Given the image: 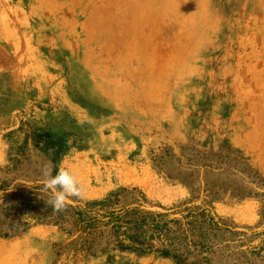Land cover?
<instances>
[{"label":"rangeland","instance_id":"1","mask_svg":"<svg viewBox=\"0 0 264 264\" xmlns=\"http://www.w3.org/2000/svg\"><path fill=\"white\" fill-rule=\"evenodd\" d=\"M0 264H264V0H0Z\"/></svg>","mask_w":264,"mask_h":264},{"label":"clouds","instance_id":"2","mask_svg":"<svg viewBox=\"0 0 264 264\" xmlns=\"http://www.w3.org/2000/svg\"><path fill=\"white\" fill-rule=\"evenodd\" d=\"M40 183L42 192L48 197L45 203L51 206L54 212L64 211L72 202V198L83 200L87 196L85 185L70 167L58 166L53 175L52 167L45 165Z\"/></svg>","mask_w":264,"mask_h":264}]
</instances>
